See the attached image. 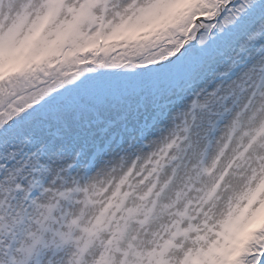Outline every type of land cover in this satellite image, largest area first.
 <instances>
[{
    "label": "snow or ice",
    "instance_id": "snow-or-ice-1",
    "mask_svg": "<svg viewBox=\"0 0 264 264\" xmlns=\"http://www.w3.org/2000/svg\"><path fill=\"white\" fill-rule=\"evenodd\" d=\"M261 213L264 0H0V264H264Z\"/></svg>",
    "mask_w": 264,
    "mask_h": 264
},
{
    "label": "clouds",
    "instance_id": "clouds-1",
    "mask_svg": "<svg viewBox=\"0 0 264 264\" xmlns=\"http://www.w3.org/2000/svg\"><path fill=\"white\" fill-rule=\"evenodd\" d=\"M261 218H264V213H261ZM236 243H238V240H233L232 244L235 245Z\"/></svg>",
    "mask_w": 264,
    "mask_h": 264
}]
</instances>
